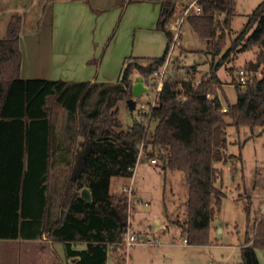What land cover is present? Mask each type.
Returning <instances> with one entry per match:
<instances>
[{"label": "trees", "instance_id": "trees-1", "mask_svg": "<svg viewBox=\"0 0 264 264\" xmlns=\"http://www.w3.org/2000/svg\"><path fill=\"white\" fill-rule=\"evenodd\" d=\"M194 1L202 13L186 16L182 28L211 45L210 71L199 81L164 78L148 127L138 116L124 128L119 104L132 97L136 74L149 87L161 72L175 38L173 25L182 14L176 3L162 4L157 24L168 38L165 55L128 57L117 82L23 79V16L12 15L7 35L0 39V240L62 244L68 264H109V256L126 264L129 196L126 191L112 193L111 181L132 178L142 151L164 171L185 173L187 218L181 236L189 245L211 243V225L227 195L224 168L218 163L226 165L236 157L228 153L227 128L264 132V0L230 46L236 0ZM251 49H257L260 76L246 65L248 84L242 91L233 78L238 97L224 112L218 72L233 55ZM217 55L221 57L215 61ZM87 145L90 150L73 179L76 157ZM85 188L91 201L81 195ZM243 195L247 225L241 260L260 264L264 215L252 217V196ZM79 243L85 247L78 248ZM18 250L1 248L0 256L10 255L8 251L15 256Z\"/></svg>", "mask_w": 264, "mask_h": 264}, {"label": "rangeland", "instance_id": "rangeland-1", "mask_svg": "<svg viewBox=\"0 0 264 264\" xmlns=\"http://www.w3.org/2000/svg\"><path fill=\"white\" fill-rule=\"evenodd\" d=\"M20 1L23 4H19ZM32 1L0 0V39L6 37L8 23L14 15L10 9L14 6L20 7L23 5L25 7L26 2ZM262 1L236 0L235 15L231 22L232 32L227 39L229 46L232 39L245 26L249 14ZM20 14L24 15L23 13ZM224 17V15L219 16L221 20ZM32 24L36 25V20L31 17L24 22L23 26L28 29ZM181 34V38L179 37L181 46H176L173 49L171 59L164 71V78L187 80L195 77L199 81L206 77L210 71L214 59L213 54L208 52L211 50V45L189 31L183 30V28ZM256 50L239 51L220 68L218 73L224 83V89L222 86L223 93L226 92V96L221 97L224 107L228 102H236L238 89L232 83L233 78L237 80L236 74L239 70L246 69V65L252 61L256 62ZM220 57L221 55H217L215 61ZM189 70H192V72H189ZM260 71L261 69L256 73L257 76H260ZM138 77V74H136L134 78L137 79ZM158 80L159 77H156L155 81ZM218 93L220 94L219 91ZM154 98L155 91L149 88L137 99L138 104L135 110L131 111L126 101L121 102L119 104V118L124 128L130 126L134 118L139 116V104H149ZM227 121L229 124L231 123L229 118H227ZM227 137L229 141L228 153L236 156L228 162L229 169L233 170L229 180L235 176L236 183L240 185V191L228 190L229 199L214 219L212 230L219 239L236 241L246 232L247 225L244 208L246 198L242 194L252 196V217L259 219L261 216L262 195L264 193V132L259 128L252 130L249 127H243L237 131L233 125H229ZM218 166L221 167V163H218ZM123 184H125V187L132 186L130 223L137 237L136 243L128 249L127 254L125 256V253L123 254L126 264H219L220 261H223L218 253L215 256L209 255L210 251L208 249L204 252L195 247H167L162 244L164 240L182 234L181 226L187 218L188 185L184 172L178 170L164 171L157 162L152 163V160L146 159L143 153L141 161L134 170L132 179H113L112 193H122L124 191ZM222 229L224 233L220 234L219 232ZM239 231L241 232L239 233ZM180 239V242H183L184 238L181 237ZM42 244L44 243L38 245L35 241L0 240V249L19 247L15 256L12 251L7 252L11 253L8 256L13 254L12 259L9 257L10 260L8 256L5 258L0 256V264H42L41 254L37 251ZM23 245H26V252L22 250ZM78 248L81 249L84 246L79 245ZM62 249L63 245L60 244L59 250L61 252ZM238 261L239 256L235 255L228 264H237ZM108 263L116 264L112 256H109Z\"/></svg>", "mask_w": 264, "mask_h": 264}, {"label": "crops", "instance_id": "crops-1", "mask_svg": "<svg viewBox=\"0 0 264 264\" xmlns=\"http://www.w3.org/2000/svg\"><path fill=\"white\" fill-rule=\"evenodd\" d=\"M166 2L176 3L179 12H183L194 0H33L26 2L25 7L14 6L10 10L12 14H24L23 24L31 17L36 20V25L32 24L28 29L22 27L21 77L70 82H117L128 57L150 60L165 55L168 38L165 32L157 28V24L162 4ZM19 4L23 3L20 1ZM223 95L226 96V92L220 91L221 100ZM228 166L229 163L221 164L227 194L222 208L229 199L228 190L240 191L236 177L229 180L233 170ZM262 200L261 216L264 215V193ZM212 229L211 225L209 245H189L185 239L180 242L181 234L180 237L173 236L164 240L162 244L167 247H195L204 252L208 249L211 256L220 254L223 261L219 264H228L233 256L238 255L237 264H242L241 248L244 246L245 232L236 241H224L215 236ZM219 233L223 234L224 230ZM35 242L38 245L42 243ZM58 245L39 246L37 251L41 254L42 264L69 262L64 249L61 252ZM79 245L85 247L84 243ZM22 248L23 251L27 249L26 245ZM257 255L260 264H264V250H257Z\"/></svg>", "mask_w": 264, "mask_h": 264}, {"label": "built area", "instance_id": "built-area-1", "mask_svg": "<svg viewBox=\"0 0 264 264\" xmlns=\"http://www.w3.org/2000/svg\"><path fill=\"white\" fill-rule=\"evenodd\" d=\"M201 13H202V7L199 6L196 3V1H194L191 4H189L183 10L181 17L177 19V21L175 22V24L173 26V29L175 30V38L173 40V43H172L171 49L169 51V54L167 56L166 62L164 64V66L162 67L161 72L159 74H157V77H159V80L156 81L155 83H151L148 87V88H152L155 91V98L149 104L140 103L138 106L139 107V118L142 122H144L146 124L147 127L149 126V120L151 118L152 110L157 105L158 93L163 88V81H164V76H165L164 71L166 69L167 64L169 63V61L171 59V54H172L173 49L180 44L179 34L181 32V29H182L183 21H184L185 17L190 15V14H201ZM248 81H249V71L247 69L239 70V72L237 74V82H238L239 87L241 88L242 91L247 86ZM136 107H137V105H136ZM226 110H227V108L223 106L222 111L225 112ZM141 148H142V146H141ZM142 154H143V152L141 151L140 157L142 156ZM152 162L156 163L155 160H152ZM124 191H126L128 193V196H129V221H128V228L124 234V241H123V245L125 247V254H124V256H125L127 254L128 249L136 243L137 237L135 235V232L132 230V224L130 223V205L132 204L131 198H132V191H133L132 186L124 187Z\"/></svg>", "mask_w": 264, "mask_h": 264}, {"label": "water", "instance_id": "water-1", "mask_svg": "<svg viewBox=\"0 0 264 264\" xmlns=\"http://www.w3.org/2000/svg\"><path fill=\"white\" fill-rule=\"evenodd\" d=\"M259 64L255 61H252L249 63V70L251 72L257 73L259 71ZM149 88L145 86L143 77L139 76L137 78L136 83L133 85V92H132V97L126 100V103L131 111L136 109L137 105V99H139ZM99 139H103V137H100ZM90 150V145H87V148L85 151L81 149V151L77 155V164L74 168L72 178L75 179L78 177L80 171H81V166H82V160L83 158L87 155V153ZM81 195L84 199L87 201L92 200V195L91 192L88 188H85L82 190Z\"/></svg>", "mask_w": 264, "mask_h": 264}]
</instances>
